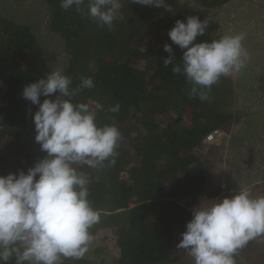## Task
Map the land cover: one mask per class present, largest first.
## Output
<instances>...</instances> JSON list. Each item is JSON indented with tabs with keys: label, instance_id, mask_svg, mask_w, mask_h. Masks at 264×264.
<instances>
[{
	"label": "trees",
	"instance_id": "16d2710c",
	"mask_svg": "<svg viewBox=\"0 0 264 264\" xmlns=\"http://www.w3.org/2000/svg\"><path fill=\"white\" fill-rule=\"evenodd\" d=\"M231 1L168 0L165 10L121 0L123 19L108 30L75 7L65 11L60 0H40L47 30L59 38L66 55L61 66L50 65L31 21L0 12V175L26 172L46 155L34 140L38 106L22 97L24 87L56 68L64 69L74 87L81 77H91L94 88L82 90L74 100L94 108L101 126L115 123L123 134L114 166L84 169L91 177L89 199L114 235L118 256L112 264H177L175 257L183 250L176 246L192 218V207L202 197L223 192L208 190L207 168L220 163L226 150L244 151L245 169H240L246 174L256 155L239 135L226 137L222 144L204 142L212 132L226 133L238 121L229 110L240 108L230 77L213 86L210 101L190 98L185 77L163 65L169 57L164 45L172 44L168 32L176 21L189 16L209 24L198 43L219 39L226 29L210 11ZM172 47L179 62L182 51ZM116 104L120 110L109 112ZM186 110L189 125L182 123ZM263 130L258 129L260 136ZM197 150H206V156L197 155ZM254 244L252 240L239 250L237 264L250 259ZM64 264L95 263L83 258Z\"/></svg>",
	"mask_w": 264,
	"mask_h": 264
},
{
	"label": "clouds",
	"instance_id": "9594fccd",
	"mask_svg": "<svg viewBox=\"0 0 264 264\" xmlns=\"http://www.w3.org/2000/svg\"><path fill=\"white\" fill-rule=\"evenodd\" d=\"M130 2L169 7L168 0ZM60 6L65 11L75 7L108 30L123 19L121 0H60ZM208 27L207 20L198 16L176 21L168 36L182 51L179 62L172 44L164 45L169 53L164 67L184 76L189 97L201 102L210 101L213 86L241 73L251 58L244 46L245 33L198 43ZM94 86L91 77H81L74 87L64 69L56 68L24 87L22 97L38 106L34 140L46 155L26 172L0 175V264H64L67 259H83L90 251L95 241L92 229L101 214L89 199L91 177L84 169L114 166L123 140L115 123L101 126L94 108L74 100ZM54 94L58 95L51 99ZM119 110V104L108 109ZM222 195L203 199L199 205L198 201L190 210L192 218L176 247L194 264H237L238 251L264 236V195L248 189L221 199Z\"/></svg>",
	"mask_w": 264,
	"mask_h": 264
},
{
	"label": "rangeland",
	"instance_id": "374dc122",
	"mask_svg": "<svg viewBox=\"0 0 264 264\" xmlns=\"http://www.w3.org/2000/svg\"><path fill=\"white\" fill-rule=\"evenodd\" d=\"M20 1L0 0V12L15 15L21 21H31L34 31L40 35L39 42L50 65L61 66L66 55L59 38L52 36L47 30L48 17L44 15L45 9L40 0ZM210 15L214 16L213 19L218 18L219 23L225 27L226 34H246L244 46L251 58L241 73L230 77L232 89L237 94L234 102L240 108L229 110L236 115L238 121H233L229 131L222 133L226 137L239 135V141L254 151L256 160L251 168L246 169L248 172L243 174L240 167L244 168L242 160L245 152L233 153L226 150L220 163L215 164L214 168H207V188H219L225 195H231L240 189L251 190L253 195H264V133L261 136L258 134V129L264 127V0H232L221 10L210 11ZM189 116V110L184 111V125H189ZM226 137H222L217 143H226ZM196 154L205 157L206 150H197ZM104 225L105 222L101 221L92 229L95 241L84 257L95 264L101 261L112 264L113 259L118 256L112 242L114 235ZM254 241L252 256L249 260L242 261V264H264V236ZM180 255L175 257L179 261L177 264H194L193 258L185 251ZM236 256L241 259L239 251Z\"/></svg>",
	"mask_w": 264,
	"mask_h": 264
},
{
	"label": "built area",
	"instance_id": "2783aa9c",
	"mask_svg": "<svg viewBox=\"0 0 264 264\" xmlns=\"http://www.w3.org/2000/svg\"><path fill=\"white\" fill-rule=\"evenodd\" d=\"M223 136V133L222 132H220V131H214V132H212L211 134H209L207 137H206V139H205V143H216L221 137ZM203 199H209V200H211V199H220V198H218V197H215V198H209V197H202V198H200V200H199V203H198V205L200 204V202L203 200ZM197 205V206H198ZM196 207V206H195Z\"/></svg>",
	"mask_w": 264,
	"mask_h": 264
},
{
	"label": "crops",
	"instance_id": "0c3cea01",
	"mask_svg": "<svg viewBox=\"0 0 264 264\" xmlns=\"http://www.w3.org/2000/svg\"><path fill=\"white\" fill-rule=\"evenodd\" d=\"M229 135H227V137H228Z\"/></svg>",
	"mask_w": 264,
	"mask_h": 264
}]
</instances>
